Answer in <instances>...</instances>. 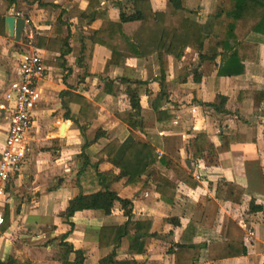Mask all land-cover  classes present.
I'll return each mask as SVG.
<instances>
[{
	"label": "crops",
	"instance_id": "0c3cea01",
	"mask_svg": "<svg viewBox=\"0 0 264 264\" xmlns=\"http://www.w3.org/2000/svg\"><path fill=\"white\" fill-rule=\"evenodd\" d=\"M114 1L101 0V9L109 11L110 21L96 20L91 25L86 22L82 25L84 21L79 17L90 0H0V15L5 18L4 32L0 34V160L13 114L14 93L20 83L19 63L25 52L35 48L32 42L36 35L52 30L56 24L63 28L64 36L70 31L71 35H80L75 29L82 26L87 35L80 36L86 38L90 50L87 77L83 80L84 71L75 62L76 53L68 58L67 70L53 64L57 61L54 54L39 51L48 66V76L40 84L33 101L34 127L29 141L30 152L13 182L0 181V214L4 219L0 224V258L4 262L13 258L16 264H62L57 257L59 244L65 235V230L61 228L64 221L61 214L69 202L80 195L76 181L83 166L88 160H94L95 152L105 144L104 138L92 142L97 129L118 136L127 130L114 115L113 109H125L128 99L124 92L118 98L109 95L101 104L99 118L84 128L68 115L69 110L62 104L60 92L72 87L93 99L103 90L105 80L118 83L126 78L139 81L138 91L143 107L144 126L133 134L143 137L158 134L163 147L157 148V152L161 155L166 150H172L173 159L193 174L195 182L181 181L176 168L162 169L157 166L152 167L135 186L125 185V179L114 182L112 188L122 199L132 201L136 216L148 214L154 217L152 233L155 234L148 239L147 251L143 254H132L125 238L116 249L118 255L114 260L126 259L130 264H168L165 262L167 253L163 252L166 241L169 249L183 241L206 242L209 235H223L232 218L245 230L248 254L205 264H264V198L256 201L263 205V210L250 213L252 199L249 196L234 207L215 196L216 184L223 179L264 197L262 95L257 100L259 109H254L255 93L264 90V44L259 45L256 58L247 63L242 75L223 77L218 82L214 80V63L200 59L198 51L187 49L179 61L170 56L166 69V87L170 95L167 107L176 106L177 120L173 126L161 130L152 108V101L160 91V84L155 82L156 67L152 58L136 56L116 29L119 9ZM208 1L189 0V7L197 4L198 8ZM154 4L157 9L163 10L166 0H154ZM203 6L206 8V5ZM62 10L67 11L65 16L68 17L69 29L59 20ZM8 16L25 21L20 41L7 32ZM97 30L99 34L92 38ZM113 51H118L125 58V66L111 65ZM122 89L125 90V85ZM241 121L257 125L256 142L235 143L230 151L224 153L213 149L206 152L202 159H194L190 148L194 135L210 131L213 143L218 146L223 128L237 129ZM167 137L170 140H166ZM104 167L112 170V174L118 172L111 164H104ZM154 170H157L156 176L160 179L151 182L153 187L150 185L149 192V189L144 190V186ZM164 172L170 175L167 180H161L164 179ZM158 182L177 189L170 216L178 217L180 225L167 222L168 215L159 209L160 195L154 190ZM122 211L121 202H117L111 215H105L101 210H84L75 215L74 231L68 240L84 252L83 264H98L102 254L107 255L114 250L113 247L99 250L98 234L103 225L126 222L128 217ZM193 226L207 231V238L189 234L185 238L186 229ZM169 249V264H175Z\"/></svg>",
	"mask_w": 264,
	"mask_h": 264
},
{
	"label": "trees",
	"instance_id": "16d2710c",
	"mask_svg": "<svg viewBox=\"0 0 264 264\" xmlns=\"http://www.w3.org/2000/svg\"><path fill=\"white\" fill-rule=\"evenodd\" d=\"M101 4V0H90L79 19L87 25L96 20L110 21L109 11L101 9ZM114 4L119 9L116 29L136 56L152 58L156 67L155 82L160 84V91L152 101V108L157 126L161 130L173 126L177 120L176 106L167 107L170 95L166 87V69L170 56L179 61L183 59L187 49L198 51L200 59L214 63V80L218 82L223 77L242 75L247 63L256 58L259 45L264 44V0H222L219 1L214 15H207L203 5L197 9L189 7L188 0H166L163 10L155 7L154 0H115ZM66 12L62 10L59 20L69 29ZM4 23L5 18L0 15V34L4 32ZM99 32L95 31L91 37H96ZM70 33L64 36L63 28L56 24L52 30L37 34L32 43L38 51L54 54L57 61L53 64L67 70L68 58L76 53L75 62L83 68V80L87 77L90 50L84 36ZM125 63V58L118 51H113L111 65L123 67ZM105 82L103 90L93 99L78 93L72 87L60 92L61 102L69 110L68 115L84 128L99 118L102 113L101 104L109 95L118 98L124 92L128 99L125 109H113L114 115L122 121L127 130L118 136L101 128L97 129L92 142L104 138L105 144L95 152L94 160H88L83 166L76 181L80 195L71 200L61 214L64 218L61 228L65 230V235L59 244L57 257L62 264H83L85 261L84 252L68 240L74 231L75 215L84 210H101L105 215H111L117 202H121L122 213L128 220L122 224L103 225L100 228L99 250L103 251L109 247L114 250L107 255L102 254L98 264H130L126 259L114 260L118 255L116 249L125 238L132 254H143L147 251L148 239L155 235L152 233L154 217L148 214L136 216L133 213L132 201L122 199L112 188L114 182L125 179V185L135 186L155 166L162 169L176 168L181 181L190 184L195 182L193 174L173 159L172 150H166L161 155L157 152V148L163 147L162 138L158 134L144 138L133 134V131H139L144 126L143 107L138 91L139 81L122 78L118 83L108 80ZM122 85H125V90ZM261 95L264 98V90L255 93L256 110L259 109L257 100ZM212 136V132L206 131L192 137L190 148L195 160L202 159L206 152L213 149L224 153L230 151L235 143L256 142L257 125L241 121L237 129L225 126L218 146L213 143ZM166 140L170 138L167 137ZM104 164L113 165L118 172L112 174V170H106ZM154 190L160 195L159 209L168 215L166 221L175 226L180 225L178 217L170 216L177 189L170 184L158 182ZM215 193L219 200L230 203L233 207L242 204L245 197L249 196L252 199L249 212L263 210V205L256 203L261 197L235 182L220 179L216 184ZM226 227L223 235H209L206 242L183 241L174 244L169 252L175 264H205L246 256L249 249L245 243L244 228L232 218ZM188 234L207 238V231L197 226L188 227L185 238ZM0 264L16 262L13 258L7 262L0 258Z\"/></svg>",
	"mask_w": 264,
	"mask_h": 264
},
{
	"label": "built area",
	"instance_id": "2783aa9c",
	"mask_svg": "<svg viewBox=\"0 0 264 264\" xmlns=\"http://www.w3.org/2000/svg\"><path fill=\"white\" fill-rule=\"evenodd\" d=\"M19 76L20 83L13 97V114L0 160V181L7 183L13 182L27 160L34 127L32 104L40 84L48 76V66L37 49L25 52L19 63ZM3 221L0 214V224Z\"/></svg>",
	"mask_w": 264,
	"mask_h": 264
},
{
	"label": "rangeland",
	"instance_id": "374dc122",
	"mask_svg": "<svg viewBox=\"0 0 264 264\" xmlns=\"http://www.w3.org/2000/svg\"><path fill=\"white\" fill-rule=\"evenodd\" d=\"M219 1H222V0H209L208 2H206V3H201L200 5H206V10H205V13L207 14V15H214L213 13L214 12H216L217 11V8H218V5H219ZM188 2H189V0H188ZM195 5V6H194ZM192 6H194L193 8L194 9H197V4H193ZM82 25H86L85 24V22H83L82 23ZM105 25H107V23L105 22ZM113 26V25H112ZM76 27V26H75ZM94 27H97L96 25H94ZM106 27H111V26H106ZM84 27H78V29H75V32L76 33H78V34H80V35H87V31L85 30V29H83ZM76 36V35H75ZM43 57V56H42ZM185 74V73H184ZM133 79H136V78H133ZM32 112H33V104H32ZM135 136H137V137H141V138H144L141 134H137V133H135L134 134ZM91 139H92V137H90ZM162 152V151H161ZM24 166V165H23ZM157 170H154L153 171V173H152V177H150L148 180H147V182H146V185L144 186V190H146V189H149V192L151 191V186H152V184H151V182L153 183V182H155V180H157V178H159V176L157 177L156 175H157V172H156ZM160 173H161V171H160ZM168 177H170V175L168 174V173H166V172H164V175L162 174V178H164V179H161V180H167L168 179ZM197 179H199V177H196ZM160 179V178H159ZM151 185V186H150ZM153 187V186H152ZM251 191V190H250ZM253 192V191H252ZM253 193H255L258 197H263V195H261V194H259V193H257V192H253ZM215 196H216V193H215ZM167 244H168V242L166 241V243H165V245H164V249H163V252L165 253H167V257H168V259L166 258V261L165 262H168V264H169V253H168V249H169V245L167 246ZM162 263H164V262H162Z\"/></svg>",
	"mask_w": 264,
	"mask_h": 264
},
{
	"label": "water",
	"instance_id": "95a60500",
	"mask_svg": "<svg viewBox=\"0 0 264 264\" xmlns=\"http://www.w3.org/2000/svg\"><path fill=\"white\" fill-rule=\"evenodd\" d=\"M6 26L7 32L17 39V41L21 40L23 29L25 27V21L23 19H15L14 17H6ZM62 131H64V125L62 127Z\"/></svg>",
	"mask_w": 264,
	"mask_h": 264
}]
</instances>
